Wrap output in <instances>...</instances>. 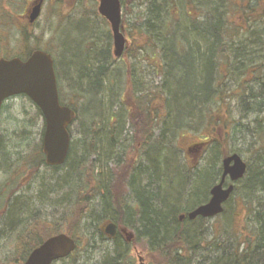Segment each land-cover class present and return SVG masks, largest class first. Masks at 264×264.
Returning a JSON list of instances; mask_svg holds the SVG:
<instances>
[{
    "label": "trees",
    "instance_id": "16d2710c",
    "mask_svg": "<svg viewBox=\"0 0 264 264\" xmlns=\"http://www.w3.org/2000/svg\"><path fill=\"white\" fill-rule=\"evenodd\" d=\"M57 2V4L63 5L62 0H57ZM224 2L225 0H198L196 3L203 13L188 16L192 23L189 28L186 27L190 29L192 35L187 38L180 34L177 38L178 43L177 41L175 43V37L173 38L170 33L173 30L175 32L176 28L179 29L178 25L181 22L171 29L168 24L166 25L167 17L172 14V5L175 4V0L138 1V4L145 5L142 18L140 17L138 23L128 25L129 29L125 28V30L128 38H132L133 34L136 33L134 36L137 37L138 42L142 43L136 46L135 51L126 48L123 54L131 57L139 51L152 49L154 53L152 58L159 60L160 57H156L155 54L162 53L160 62L155 61L154 63L156 68L164 67V76L170 75L175 78L172 88H166L169 80H164L161 86L164 92L160 89L152 91L148 87H142L137 91L135 88L136 81L132 74L135 67L131 65L128 68V61L124 64L125 74L129 76V82H127L128 85L121 103L127 112L130 127L133 130L130 137L133 144L130 150L137 157L134 154L131 155L130 157L133 156V159L130 161L127 160L130 158L128 154L124 160L122 157L114 156L116 169L112 173L108 185H104L98 174L95 173V160L91 161L90 173H87L81 164L88 159L87 157L80 161L71 160L69 171L58 180L61 181V184L57 183L60 189L64 188L63 193L56 200L48 198L50 204L55 206L57 215L56 212L50 216L45 213L27 215L28 210L17 205V197L10 203V199L6 203L4 202L3 206L0 207V216L2 213L3 215L8 214L10 223L18 227L15 237H13L14 240H12L13 252L5 259L6 264L23 262L29 252L44 239L60 232H66L77 241V247L72 254L60 260L63 264H71L72 261H75V255L81 247L79 232L82 231L84 236L87 234L85 247H89V250L95 249L98 241L110 239L103 232V224H100V221L104 219L114 222L118 227L127 228L132 232L133 237L127 241L122 237L121 231L118 230L116 236L110 239L113 242L112 249L105 252L103 261L99 262L100 264H136L131 255L130 247L138 243H143L142 246L148 251V254L154 256L151 257L153 260L156 259L157 264H207L206 261L200 262L198 259L196 261L194 255L197 248L198 252H202V248L210 247V245L213 248L209 252L208 264H264V16L262 14L252 19V21H259L260 28L258 31L254 32L248 28L249 32L243 34L239 25H233L228 21ZM15 16L10 11L8 16L9 27L17 26L19 28L18 40H20L24 51L15 50L14 54L6 52L8 56L4 57L15 55L23 59L34 49L40 47L33 48L29 44L30 34L27 32V28L31 24L23 25L18 21L16 22ZM194 42L195 45H193ZM92 43L93 41L86 42V44L83 42L81 47L68 55L65 72H56L60 102L74 109L76 113L74 121L78 120V110L62 98L64 80L74 95L78 94L83 100L90 99L93 94H101L104 87V77L114 63V57L108 44L102 45L98 50H93ZM181 49L183 51L178 52ZM190 53L194 55L192 70L197 74L193 77L192 82L190 81L191 83L178 85L176 83L178 73L181 68H185V65L179 61ZM257 56H260L259 64L252 62ZM197 58L198 64H196ZM80 60H83L82 65L77 64ZM224 64L227 65V68L221 69ZM259 70L260 74L258 75ZM225 72L229 73L232 80L236 79L240 87L246 84L247 89L245 90L249 92L245 95L248 101H246L247 106L244 109L256 113L258 127L254 129L253 134L261 141L260 146H258L260 149L256 152L255 158L252 162L247 163L245 175L237 181L240 187L236 186L242 190L241 197L250 230L248 234H244V228V231L239 232L237 239L231 244L226 242L225 238H223V242L219 241L218 243L217 237H213L212 240H206L204 237L201 239L193 237L192 234H195V231L191 226L196 222L204 223L206 219L202 217L193 220L187 218L179 220V214L186 213L207 200L208 189L214 183L217 174L215 171L206 169L198 171L195 175V178L198 179L204 180L207 176L210 178L201 198L197 197L198 188L195 186H191L187 191L183 185L180 191L174 192L175 195L161 194L160 187L163 180L167 179L169 174L173 173L170 170L174 169L169 163V159H173L170 156L163 157L165 158L166 165L164 166L167 175L158 174L156 171L157 165H160V162L156 161L158 159L156 157L159 156L156 154L153 156L148 154L147 156L150 163H153V171L150 170L147 174L149 181L156 178L157 182H161L155 190L150 185H142L140 182L139 175L144 174L143 171L139 174L136 173L141 168L140 166L136 167V160L142 151L146 153L145 149L153 144L152 140L156 138L155 131L158 129V134L162 140L166 138L167 132L172 131V129H177V134L181 135L185 133L188 118L194 115L198 118L196 130L200 131L203 127L211 131L209 135H202L204 137L197 143L212 144V150H217L222 146V140L228 137L227 134L232 130L234 123L231 122L230 118H227L224 112V107L229 105V95L223 86L224 83L222 84ZM248 81L252 83L248 85ZM163 93L165 97L162 96ZM215 104L217 106L213 108ZM212 109L214 110L212 111ZM122 113L112 110V131L108 132L112 135V145L115 148L119 147L124 154L123 145L124 142L128 141V138L126 136L121 137L123 126H120L118 120L119 115L123 116ZM173 113L174 115H172ZM96 127L97 123L94 122H91L89 126H84V133H88L85 141L88 144L89 154L95 153ZM222 132L225 137L220 139ZM217 135L219 138L215 137ZM135 147L136 149H134ZM70 153L69 150L63 165L51 168L57 170L67 165ZM226 153L225 151L224 155ZM38 154L41 163L45 164L42 145L38 149ZM23 178L26 176L23 175L20 180ZM122 185L128 187V192H119ZM13 190L14 188L10 192ZM50 191L54 194L56 189L55 191L50 189ZM42 195L45 196L44 193ZM97 195H99V200L96 198ZM189 198H196V203L191 207L183 206L181 203ZM96 200L98 206L100 204L98 211L96 210ZM22 214L27 215L25 219L20 217ZM63 223L65 224L63 225ZM193 238L195 239L193 240ZM215 238L217 241L214 242Z\"/></svg>",
    "mask_w": 264,
    "mask_h": 264
},
{
    "label": "rangeland",
    "instance_id": "374dc122",
    "mask_svg": "<svg viewBox=\"0 0 264 264\" xmlns=\"http://www.w3.org/2000/svg\"><path fill=\"white\" fill-rule=\"evenodd\" d=\"M98 1L62 0V6L59 5L60 3L57 4V0L42 1L39 16L27 28V32L30 34L29 44L33 48L38 46L40 47L39 49L49 52L54 61L55 71L57 73L65 72L68 55L74 53V50L78 47H81L83 42L86 44V42L93 41L91 44L93 45V50H98L102 45L108 44L112 54L110 25L98 13ZM138 1L121 0L123 32L128 39L126 48L130 51H135L136 46L142 43L138 42L137 37L134 36L136 33L133 34L132 38H128L127 31L125 30V28L129 29L128 25L138 23L140 17L142 18L145 5L138 4ZM197 1L175 0V4L172 5V14L167 17L166 25L168 24L171 29L176 24L182 22L178 25L179 29L176 28L175 32L173 30L170 33L173 35V38L175 37V43L176 41L178 43L177 38L180 34L187 38H190L192 35L187 30L186 23L183 21L188 20V23H190V15L196 16L203 13L196 3ZM248 1L225 0L226 17L233 25L240 26L243 24V19H245L247 14L245 13V17L243 16L242 6L246 7L249 3ZM251 3L253 4V1ZM30 4L31 0H0V57L8 56L6 52L14 54L15 50L24 51L20 40H18L19 28L17 26L9 27L8 16L10 11H12L16 15V22L18 21L26 25L28 22L23 15ZM260 7L264 8V0H260ZM261 8L256 9V14L262 12ZM182 51L181 49L178 52L181 53ZM153 55L152 49H146V51L137 52L135 56L127 57V55L123 54L120 59L114 58V63L110 66L109 71L104 77V87L101 90V94H96L97 96L93 94L87 100H83L78 94L74 95L64 80L62 98L69 104L71 103L74 108L76 107L78 110V120H75L69 127L71 134V155L68 158V164L57 170L42 164L40 161L38 149L42 145L44 119L36 105L28 97L23 95L6 100L0 110V207L8 199H10V203L17 197V205L26 208L28 210L27 215L32 213H45L47 216H50L57 210L54 209L55 206L53 207L50 204L48 198L56 200L64 191L63 187L62 190L58 186L61 184V181L59 182L58 180L64 177L65 173L69 171V162L71 160L80 161L85 157L88 159L81 163L82 168H85L87 173H90L92 168L91 161L95 160V173L98 174L100 181L104 185H108L112 178V173L116 169V158L114 156L117 155L124 160L126 154L129 155L128 157L134 154L130 150L133 144L130 139L133 130L130 127L131 124L128 120L127 112H125L126 110L121 103L122 96L128 85L127 82H129V76L125 74L124 64L128 61V68L131 65L135 67L132 74L136 81L135 88L137 91L142 87H148L152 91L160 89L164 92L163 87H161L164 80H169V83H171V86L168 83L166 88H172L175 78L170 75L167 77L164 76V67L156 68V64L154 63L160 60L162 53L155 54L156 57H160L159 60L152 58ZM11 56L13 57L15 55ZM259 57L257 56L252 62L259 64ZM193 60L194 55L190 53L179 61L185 65V68H181L178 73V77L176 78L178 85L191 83L193 77L197 74V72H193L192 70V66H194ZM197 61L198 58L196 64H198ZM77 64L82 65L83 60H80ZM163 65H165V62H163ZM222 68L226 69L227 65L224 64ZM259 74L260 70L258 72ZM223 75L225 78L222 84L224 83L223 86L229 95V105L224 107V112L227 118H230L231 122L234 123L232 124V130L227 134V138L223 135V132L220 134V139L225 137L222 140V146L217 150H212V144L210 145L208 143L202 145L200 148L192 146L199 140H202L205 135L211 133V131L203 127L200 131L198 129L196 130L198 118L195 115L188 118V123L185 125V133L181 135L177 134V129H172V131L167 132L165 135L166 138L162 140L157 129L155 131L156 138L152 140L153 144L151 142V147L145 149L147 154L142 151L140 157L136 160V167L140 166L142 168V170L141 168L139 171L137 170L136 173L139 174L141 171L144 173L139 175L142 185L148 184L155 190L156 186L161 184L160 181L157 182L156 178L149 181L147 174L150 170L153 171V163H150L147 158L148 154L152 156L156 154V156L160 157V160L159 157H156L158 158L156 161L160 162V165H157L156 171L161 175L166 174L164 166L166 163L163 157L170 156V158H173H168L169 163H171L174 169L170 170L173 173L169 174V177L163 180L160 187L161 194L175 195L174 192L180 191L183 185H185L184 187L187 191L191 186H195L198 188L196 195L199 198L203 196L205 187L210 182V178L207 176L203 180L202 178H195V175L198 171L212 169L217 173L214 183L217 182L221 170V160L225 151L227 152L226 154L237 153L246 163L253 161L256 152L260 149L258 146H260L259 143L261 141L253 134L254 129L258 127L256 124V113L244 109L247 106L246 101H248L245 95L249 91L245 90L247 89L246 84L240 87L236 79H231L229 73L225 72ZM239 78L241 77L239 76ZM251 83L248 81V85ZM162 96H164V93ZM216 106L217 104L213 105V108ZM112 110L119 111L120 113L123 112V116L118 114L120 116L118 121L120 122V126H123L121 137L126 136L128 138V141L124 142L125 144L123 145L124 154L119 147L115 148L112 145V135L108 132L112 131ZM91 122L97 123V133L94 142L95 153L93 154H89L87 150L88 144L85 141V137L88 133H84L83 131L84 126H89ZM215 137L219 138L218 135ZM189 147H191L190 150L188 149ZM134 156L137 157L136 154ZM132 159L133 156L127 160L131 161ZM18 167L19 169H17ZM23 175L26 178L20 180ZM58 182L59 184H57ZM236 186L240 187L239 182H236L235 190L228 202L224 205V211L221 214L214 218L206 219L204 223L196 222L191 226L196 234H192L193 237L197 239L204 237L206 240H212L213 237H217L218 243L219 241L223 242V238H225V241L231 244L235 242L234 240L237 239L239 232L244 231V228L245 231L243 233L248 234L250 224L246 209L243 207L242 190L236 188ZM10 188H14L13 192H10ZM50 189H56V192L54 194L50 193ZM119 190L120 193L123 191L126 193L128 192V187L122 185ZM96 198L99 200V195ZM97 200L95 204L97 207L96 210L98 211L100 204L98 206ZM195 201L196 198H189L181 204L185 207H191L196 203ZM55 214L57 215V212ZM27 215L22 214L20 217L25 219ZM8 217V214L3 215V213L0 216V261H2V264L7 263L5 259L13 252L12 240H14L13 237H15L18 228L15 224L10 223ZM105 221L106 219L101 220L100 224H103ZM131 233L127 228L121 230L124 239L130 237ZM78 236L80 237L81 247L75 255V261H72L71 264H100L99 262L103 261L105 252L112 249L113 242L110 239H105L98 241L94 247L95 249L91 248L89 250V247H85L87 234L84 236V233L81 231L78 233ZM215 241H217L216 238L214 239ZM142 245L143 243H138L130 247L131 255L135 259V263L138 264L137 256L140 255L146 264H157L156 259H152L154 256L148 254V251ZM211 248H213L212 245L210 247L206 246V248L201 249L202 252H198L197 248V252L194 255V257L196 256V261L198 259L200 262L206 261L208 264ZM55 264L63 263L58 261Z\"/></svg>",
    "mask_w": 264,
    "mask_h": 264
},
{
    "label": "water",
    "instance_id": "95a60500",
    "mask_svg": "<svg viewBox=\"0 0 264 264\" xmlns=\"http://www.w3.org/2000/svg\"><path fill=\"white\" fill-rule=\"evenodd\" d=\"M41 4L42 0H33L27 10L26 17L30 23L39 16ZM97 9L110 23L113 53L119 57L126 43L121 31L120 0H99ZM19 94L26 95L39 108L44 118L42 150L45 162L51 166L63 164L70 146L68 126L74 120L75 112L59 101L53 59L49 53L37 49L25 60L18 57L0 58V107L4 100ZM246 169L245 161L237 153L224 156L220 180L210 188L208 201L189 210L186 217L193 220L198 216L212 218L220 214L224 203L234 191V183L244 176ZM226 178L231 183H227ZM184 217L181 214L179 219ZM103 229L109 237L116 234V224L113 222L105 223ZM75 248L76 242L72 237L58 233L35 247L22 264H52L53 261L68 256ZM139 262L144 264L141 257Z\"/></svg>",
    "mask_w": 264,
    "mask_h": 264
},
{
    "label": "flooded vegetation",
    "instance_id": "af4514ba",
    "mask_svg": "<svg viewBox=\"0 0 264 264\" xmlns=\"http://www.w3.org/2000/svg\"><path fill=\"white\" fill-rule=\"evenodd\" d=\"M253 1V4L251 3ZM249 3L247 4L246 7H243L242 6V12H243V16L245 17V13L247 14L245 19H243V24L240 25L241 27V31L243 34H246L248 33V28L254 30L255 31H258L259 28H260V24H259V21H255L253 19V17L255 16H261L263 14L264 16V8L260 7V0H249L248 1ZM258 8H261L262 9V12L259 13V14H256V9ZM256 14V15H255ZM251 17V19H249ZM257 33V32H256ZM251 36V34H249ZM254 39V38H253ZM255 41V40H254ZM252 44V42H251ZM248 47L250 48V45H248Z\"/></svg>",
    "mask_w": 264,
    "mask_h": 264
},
{
    "label": "bare ground",
    "instance_id": "6f19581e",
    "mask_svg": "<svg viewBox=\"0 0 264 264\" xmlns=\"http://www.w3.org/2000/svg\"><path fill=\"white\" fill-rule=\"evenodd\" d=\"M183 22L186 23L185 26H186V27L188 26V28L191 26V23H192L191 21H189L190 23H188V20H187V21L185 20V21H183ZM181 23H182V22H181ZM187 30L189 31L190 29H187ZM196 43H197V42H196ZM193 45H195V42L193 43ZM61 189H62V188H61ZM62 190H63V189H62ZM53 191H55V189H53ZM51 193H52V192H51ZM61 193H62V192H61ZM193 208H194V207H193ZM188 211H189V210H188ZM188 211H187V212H188ZM223 211H224V209H223ZM187 212H186V213H181V214H184V215H185L184 218H187V217H186ZM181 214H179V216H180ZM187 219H188V218H187ZM179 220H180V219H179ZM180 221H181V220H180Z\"/></svg>",
    "mask_w": 264,
    "mask_h": 264
}]
</instances>
